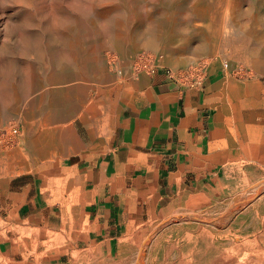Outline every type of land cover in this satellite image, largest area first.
I'll return each instance as SVG.
<instances>
[{
    "label": "crops",
    "instance_id": "0c3cea01",
    "mask_svg": "<svg viewBox=\"0 0 264 264\" xmlns=\"http://www.w3.org/2000/svg\"><path fill=\"white\" fill-rule=\"evenodd\" d=\"M119 55L122 74L97 49L17 105L0 149V264H103L189 200L264 179V70L212 62L200 88L174 60L133 76Z\"/></svg>",
    "mask_w": 264,
    "mask_h": 264
},
{
    "label": "rangeland",
    "instance_id": "374dc122",
    "mask_svg": "<svg viewBox=\"0 0 264 264\" xmlns=\"http://www.w3.org/2000/svg\"><path fill=\"white\" fill-rule=\"evenodd\" d=\"M96 48L110 72L109 54L149 51L183 65L176 71L206 62V77L216 62L238 78L256 76L264 0H0V133L16 124L35 82L94 60ZM225 189L171 210L103 264H264V179ZM127 249L135 257L125 258Z\"/></svg>",
    "mask_w": 264,
    "mask_h": 264
},
{
    "label": "built area",
    "instance_id": "2783aa9c",
    "mask_svg": "<svg viewBox=\"0 0 264 264\" xmlns=\"http://www.w3.org/2000/svg\"><path fill=\"white\" fill-rule=\"evenodd\" d=\"M108 59L110 69L116 74H122L123 69L121 67V56L114 52L109 54ZM130 64V70L133 72V76H138V73L140 72L152 73L157 67L162 66L161 57L149 51H142L136 54L131 58ZM223 66L227 68L228 64L224 62ZM206 67V62H199L189 65V67L184 72H181L179 70L176 72L180 73L183 78H186L189 81L191 80L195 86L201 88L206 75ZM165 68L168 72L172 70L171 68L166 66ZM17 134L18 128L15 124H9L7 128H4L2 130V132L0 133V138L2 140L6 137L7 142L5 143V147L14 145Z\"/></svg>",
    "mask_w": 264,
    "mask_h": 264
},
{
    "label": "bare ground",
    "instance_id": "6f19581e",
    "mask_svg": "<svg viewBox=\"0 0 264 264\" xmlns=\"http://www.w3.org/2000/svg\"><path fill=\"white\" fill-rule=\"evenodd\" d=\"M15 24H16V23H15ZM81 35H82V34H81ZM47 43H48V42H47ZM66 70H67V69H66ZM64 72H65V71H64ZM64 72H63V74H64ZM66 73H68V72H66ZM7 74H9V72H8V71H6V73H5V76H6V77H8V75H7ZM12 89H13V88H12ZM11 91H12V90H11ZM60 103H62V102H59V104H60ZM62 105H63V104H62ZM50 116H51V114H50Z\"/></svg>",
    "mask_w": 264,
    "mask_h": 264
}]
</instances>
